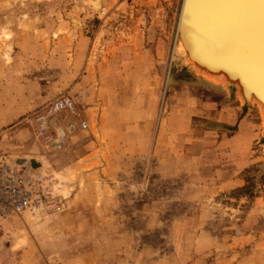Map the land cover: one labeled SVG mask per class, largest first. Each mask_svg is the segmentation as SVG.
Instances as JSON below:
<instances>
[{"label": "rangeland", "instance_id": "374dc122", "mask_svg": "<svg viewBox=\"0 0 264 264\" xmlns=\"http://www.w3.org/2000/svg\"><path fill=\"white\" fill-rule=\"evenodd\" d=\"M182 2L0 0V163L62 206L0 264H264V119L175 52Z\"/></svg>", "mask_w": 264, "mask_h": 264}, {"label": "bare ground", "instance_id": "6f19581e", "mask_svg": "<svg viewBox=\"0 0 264 264\" xmlns=\"http://www.w3.org/2000/svg\"><path fill=\"white\" fill-rule=\"evenodd\" d=\"M181 4L177 32L181 28L185 41L178 44L176 34L175 52L191 46L192 70L233 89L243 104L244 90L253 92L252 104L264 119V0H183Z\"/></svg>", "mask_w": 264, "mask_h": 264}, {"label": "built area", "instance_id": "2783aa9c", "mask_svg": "<svg viewBox=\"0 0 264 264\" xmlns=\"http://www.w3.org/2000/svg\"><path fill=\"white\" fill-rule=\"evenodd\" d=\"M69 103L68 98L60 100L57 107L64 108ZM50 196L42 175L37 171L26 165L0 163V222L27 213L42 215L48 211H61V204Z\"/></svg>", "mask_w": 264, "mask_h": 264}, {"label": "water", "instance_id": "95a60500", "mask_svg": "<svg viewBox=\"0 0 264 264\" xmlns=\"http://www.w3.org/2000/svg\"><path fill=\"white\" fill-rule=\"evenodd\" d=\"M189 10H190V8H189ZM182 36L183 35H182L181 28H179V32H177V43L178 44L180 43V40L182 42L185 41ZM191 48H192L191 46H187V47L185 46L183 49L180 48L181 49V52L179 53L180 55L182 54L181 56L183 57L186 66L189 67L190 69H192L191 68V64H190V62H191V60H190L191 59ZM189 60H190V62H189ZM233 83L235 84V81H233ZM232 88H236V87L232 86ZM252 93L253 92L248 93L246 89L244 90V92L242 93L243 94V97L245 99L244 105H251L252 104V100L254 98V94H252ZM23 165H25V164H23Z\"/></svg>", "mask_w": 264, "mask_h": 264}, {"label": "crops", "instance_id": "0c3cea01", "mask_svg": "<svg viewBox=\"0 0 264 264\" xmlns=\"http://www.w3.org/2000/svg\"><path fill=\"white\" fill-rule=\"evenodd\" d=\"M235 102L237 103V100H235ZM238 106H240V105L238 104ZM235 110H236V109H235ZM236 111H237V110H236ZM229 123H231V122L229 121V122H228V124H229ZM229 125H230V124H229ZM237 132H238V131H237ZM239 132H240V131H239ZM239 132H238V133H239ZM238 133H237V135H235V136H232V137H229L228 139H230V138H231V140H233V141L235 140V142H236V140H237V139H239V138H237V136H238ZM235 138H236V139H235Z\"/></svg>", "mask_w": 264, "mask_h": 264}]
</instances>
